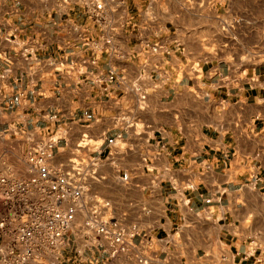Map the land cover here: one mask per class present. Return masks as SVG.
Returning <instances> with one entry per match:
<instances>
[{"label": "crops", "instance_id": "1", "mask_svg": "<svg viewBox=\"0 0 264 264\" xmlns=\"http://www.w3.org/2000/svg\"><path fill=\"white\" fill-rule=\"evenodd\" d=\"M125 1L96 19L92 0H0V133L26 136V149L65 128L57 162L99 158L92 193L140 229L112 264H256L264 60L229 54L264 56V0ZM63 253L108 256L84 241Z\"/></svg>", "mask_w": 264, "mask_h": 264}, {"label": "built area", "instance_id": "2", "mask_svg": "<svg viewBox=\"0 0 264 264\" xmlns=\"http://www.w3.org/2000/svg\"><path fill=\"white\" fill-rule=\"evenodd\" d=\"M107 3L120 8L126 1L92 0L90 13L96 19L102 18ZM103 41V45L97 42L92 46L91 62L95 63L110 43L106 37ZM146 48L154 52L159 45ZM105 78L112 82L121 77L111 69ZM251 81L260 80L252 77ZM50 117L56 118L57 114ZM67 134V129H58L31 140L23 158L24 175L0 170V264H67L63 250L76 241L104 246L108 256L98 262L94 257L78 255L79 263L72 264H112L114 258L136 246L134 239L140 229L127 227L115 218L111 202L90 189L99 158L80 153L66 162L55 160V148ZM119 137L109 138L108 143ZM135 258L146 263L139 255ZM255 262L264 264V257L257 256Z\"/></svg>", "mask_w": 264, "mask_h": 264}, {"label": "rangeland", "instance_id": "3", "mask_svg": "<svg viewBox=\"0 0 264 264\" xmlns=\"http://www.w3.org/2000/svg\"><path fill=\"white\" fill-rule=\"evenodd\" d=\"M229 55L239 64L255 65L264 60V56L248 52H236ZM26 138L20 134L0 133V170L11 169L18 176L25 174L23 158L26 151L24 147Z\"/></svg>", "mask_w": 264, "mask_h": 264}]
</instances>
